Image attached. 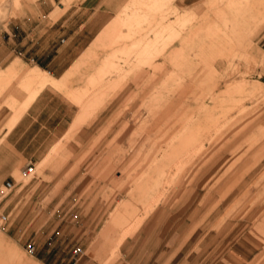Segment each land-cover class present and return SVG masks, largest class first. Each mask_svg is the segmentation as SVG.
I'll return each mask as SVG.
<instances>
[{"label":"rangeland","instance_id":"obj_1","mask_svg":"<svg viewBox=\"0 0 264 264\" xmlns=\"http://www.w3.org/2000/svg\"><path fill=\"white\" fill-rule=\"evenodd\" d=\"M113 22L68 83L104 59L96 116L67 135L61 93L72 122L28 176L0 136V264H264V0H133Z\"/></svg>","mask_w":264,"mask_h":264},{"label":"crops","instance_id":"obj_2","mask_svg":"<svg viewBox=\"0 0 264 264\" xmlns=\"http://www.w3.org/2000/svg\"><path fill=\"white\" fill-rule=\"evenodd\" d=\"M62 2L0 0V136H6L13 154L29 164L45 156L72 122L75 105L61 93L80 108L67 135L96 116L86 110L101 107L94 105L97 95L107 92L112 82L101 73L104 59L85 88L73 91L68 83L87 62L101 59L105 30L133 0H71L68 6ZM226 14L224 41H231L234 49L240 18L234 10ZM30 92H36L35 97L9 127Z\"/></svg>","mask_w":264,"mask_h":264},{"label":"built area","instance_id":"obj_3","mask_svg":"<svg viewBox=\"0 0 264 264\" xmlns=\"http://www.w3.org/2000/svg\"><path fill=\"white\" fill-rule=\"evenodd\" d=\"M34 173H35V166L32 164H29L24 170L25 176H28ZM13 188H14V185L11 182H8L4 185L3 189H0V204L8 196V194L13 191ZM9 221H10V216L7 213L1 211L0 209V231L5 228V226L9 223ZM33 251L34 249H32V252ZM74 255L82 256L84 255V251L81 248H77L76 250H74Z\"/></svg>","mask_w":264,"mask_h":264},{"label":"bare ground","instance_id":"obj_4","mask_svg":"<svg viewBox=\"0 0 264 264\" xmlns=\"http://www.w3.org/2000/svg\"><path fill=\"white\" fill-rule=\"evenodd\" d=\"M11 262V261H10ZM5 264H9V262H5Z\"/></svg>","mask_w":264,"mask_h":264}]
</instances>
